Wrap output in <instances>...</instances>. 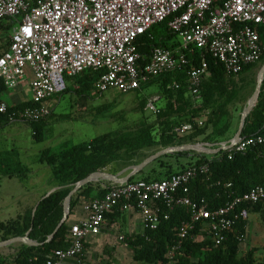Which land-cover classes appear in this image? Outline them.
Segmentation results:
<instances>
[{
  "label": "built area",
  "instance_id": "2783aa9c",
  "mask_svg": "<svg viewBox=\"0 0 264 264\" xmlns=\"http://www.w3.org/2000/svg\"><path fill=\"white\" fill-rule=\"evenodd\" d=\"M166 21L181 40V47L174 51L156 48L148 63L139 65L136 41ZM0 22L12 26L9 49L0 56V89L9 93L29 82V101L34 105L10 113L0 94V124L4 116L11 124L47 120L53 112L48 102L67 91V77L88 70L101 73L96 90L102 95L109 91L128 95L192 66L189 56L197 49L210 52L234 78L264 57L260 35L264 0H0ZM208 76L204 61L188 73L193 97L200 95L201 83ZM155 103L156 99L149 102L152 111H156ZM230 145H220L219 149L231 153L232 159L234 153L264 148V136ZM208 173V166L195 165L160 181L103 185L107 190L104 197L90 202L88 217L71 226L69 247L55 251L46 264H88L86 240L100 234L106 216L119 207L136 209L144 231L156 230L160 213L154 207L159 202L171 209L189 207L193 222L206 223L203 231L216 247L221 246L230 230L249 219V211L242 206L264 203V187H255L216 210L205 200L179 196L181 191L189 192L196 178ZM192 229L193 225L184 224L180 239L185 240ZM177 249L171 251L170 264H174Z\"/></svg>",
  "mask_w": 264,
  "mask_h": 264
},
{
  "label": "trees",
  "instance_id": "16d2710c",
  "mask_svg": "<svg viewBox=\"0 0 264 264\" xmlns=\"http://www.w3.org/2000/svg\"><path fill=\"white\" fill-rule=\"evenodd\" d=\"M0 28V33L8 34L11 32L12 26L6 24ZM260 35L264 44V27L260 28ZM9 46L10 43L6 45L4 52L9 49ZM136 46L141 56L139 65L142 66L148 63L154 49L176 50L181 46V43L177 35L170 31L168 21H166L154 26L147 34L141 36L136 41ZM2 54L0 52V56ZM189 58L193 62L192 66H188L184 71L164 75L152 83L159 84L162 91L168 94L169 97L174 96V92L168 89L169 86L175 83L182 85V88L176 93L177 99L182 103L181 109L176 111L178 114L177 120L173 124L170 121L163 123L164 127L159 138L156 137L152 128L147 130L141 128L134 134L124 136L118 133H108L92 141L69 147L65 146L59 152L47 149L41 153L38 163L51 168V185L57 186L59 189L39 203L34 215L28 217L21 228L19 220L9 222L10 224H0V228L11 233L14 232L13 235H10V233L7 235L14 238L25 236L29 232V239L38 243L39 246L22 245L16 257L12 260L0 257V264H46L55 251L68 248L71 229L69 221L59 230L55 238L47 243L49 237L53 235L63 220L66 198L78 183L101 171L108 163L120 159L123 153L133 155L146 148L160 147L167 149L180 147L184 144H196L197 140L204 136L205 142L216 143L215 137L226 136L231 129L230 125H227L224 130H220L217 134H208V126L202 129L196 127L194 132L187 135L177 132V129L183 126L182 124H192L194 119L198 117L199 110L193 109L185 99L188 94V73L193 68H200L204 61L207 63L208 71L211 74L201 87V97L204 99L205 106L211 105L216 95L226 94L231 83L224 66L210 52L197 49L194 56H189ZM253 66L246 67L244 72ZM100 77L101 73L91 70L85 71L77 77H67V84L70 79H77L80 91H73L68 87L64 94L72 91L78 94L94 91ZM3 93H5V90L0 89V94L3 95ZM33 106L30 101L25 100L16 105H9V112L13 113ZM159 109L161 110V107ZM168 109L173 110L174 108L169 104ZM164 111L165 109L159 111L160 117L163 116ZM51 117L52 115L47 120L39 123H28L32 125L35 131L33 136L35 141H42V127ZM13 124L9 122L7 117H1L0 132ZM258 136H264L263 89L259 102L248 117L243 131L244 138ZM220 145L216 143L215 146L219 148ZM188 155L189 153H181L169 156L187 157ZM230 155L231 153L228 151H221L212 159L200 155V160L195 165L208 166L209 173L196 178L189 185V192L184 194L181 191L179 196L188 197L193 201L205 200L211 210H216L226 206L234 198L247 194L255 187H264V148L255 147L246 153H234L232 159H229ZM11 166L9 163H0V170L2 169L5 175H17L22 181L30 172L23 167L15 170L16 167ZM173 174L175 173L169 171L164 177L155 175L145 177L142 180L160 181ZM131 181L135 180L132 179ZM106 192L107 190L103 188V185L90 184L82 188L72 198L71 215L81 198H85L90 203L103 198ZM242 207L247 209L249 213H264V203L256 206L243 205ZM154 209L159 210L160 224L156 230L144 231L134 241H130L131 246L134 248L131 264H170L171 251L176 247L178 249L174 251V264H264V261L256 258L258 252L256 249H250L247 253L242 251L248 221H241L226 234L224 243L216 247L212 238L207 232L203 231L207 224L202 221L193 222V212L189 207L174 206L171 209L165 203L159 202ZM184 224L193 225V229L185 240H181L179 235ZM8 239L9 237H6L4 240L7 241Z\"/></svg>",
  "mask_w": 264,
  "mask_h": 264
},
{
  "label": "rangeland",
  "instance_id": "374dc122",
  "mask_svg": "<svg viewBox=\"0 0 264 264\" xmlns=\"http://www.w3.org/2000/svg\"><path fill=\"white\" fill-rule=\"evenodd\" d=\"M6 24L0 22V27ZM10 40L11 32L8 34L0 33L1 53L6 50V45L10 43ZM263 66L264 59L247 74L232 83L226 94L216 95L213 103L209 106H205L204 99L201 96L196 98L188 93L185 99L193 109L199 110L198 117L194 119L192 124H182L183 126L177 129V132L180 133L182 129L188 127L184 133H180L187 135L194 132L196 127L202 129L208 126V134H217L220 130H224L227 125L233 126L236 131L239 128L243 112L247 109L251 98L256 92L259 74ZM74 80L76 83L77 79ZM76 85L78 84L74 86ZM263 86L261 92L262 89L264 90ZM181 88L182 85L179 83L169 86L168 89L174 92L173 97H169L168 94L163 92L161 86L157 83L144 88L140 92L128 95H121L115 91H109L102 95L98 90L83 94L69 92L55 103L53 118L42 127L43 137L41 142L34 140L35 131L32 125L28 123L17 122L0 132V163H9L12 165L11 167H16L15 170L23 167L26 171H44L42 180L48 181L51 176V168L38 163L41 153L47 149L59 152L65 146L69 147L92 141L108 133H118L125 136L134 134L141 128L145 130L152 128L156 137L159 138L164 127L163 123L170 121L173 124L177 120L178 114L176 111L181 109L182 103L177 99L176 93ZM10 93L16 99L7 97L8 104L14 105L18 100H21V88ZM27 96L31 98V94ZM24 97L26 96L24 95ZM152 99H159L157 105L155 104L158 111L165 109L162 117H160L158 111L151 110L149 102ZM259 99L260 96L257 104ZM169 104L173 106V110L168 109ZM159 107H161V110ZM180 121L182 120L180 119ZM214 139L217 141L216 143H219L223 141L224 137H215ZM135 157L137 161L141 159L137 154L127 155L123 153L121 159L108 163L100 172L125 177L131 173L135 165L133 161ZM133 179L136 181L143 179V177L138 175ZM106 183L101 181L95 183V186L105 185ZM24 186L30 187L31 183H26ZM249 218L251 225L248 230V240L242 244L243 253H247L251 249L252 242L257 240L258 234H261L264 227V213H256ZM2 221H5V219L0 217V222ZM19 225L21 228L22 224L19 223ZM9 233L10 235L14 234V232L11 233L0 228V243L4 242L6 237H9L8 240L14 238L7 236ZM259 239L261 240L258 241V246L263 249V252L261 255H257V259L264 261V235L260 236ZM18 245L0 248V257H6L4 255L11 256ZM122 258L125 261L124 264H128L129 260H132V254Z\"/></svg>",
  "mask_w": 264,
  "mask_h": 264
},
{
  "label": "crops",
  "instance_id": "0c3cea01",
  "mask_svg": "<svg viewBox=\"0 0 264 264\" xmlns=\"http://www.w3.org/2000/svg\"><path fill=\"white\" fill-rule=\"evenodd\" d=\"M179 41L182 45V42L180 39ZM256 65L257 64H255L252 68H254ZM252 68L243 72L237 78L229 76L230 82H231L230 85L236 82L239 78L243 77L245 74H247V72L252 70ZM210 76L206 77L202 81L200 89L203 83ZM152 83L150 85H152ZM75 84H77V81L75 83L74 79H70L68 81V87L71 88L73 91L78 92L80 87L79 85L74 86ZM262 85H264V83ZM93 92H95V90L92 91V93ZM73 93L75 94V92ZM188 93L191 95L189 84H188ZM28 94L29 96L31 94L30 88H29V82L25 83L21 87V95H20L21 100H18L16 104L22 101H25V100L29 101L30 97L27 96ZM24 95L26 97H24ZM64 95L57 96L53 98L51 101H49V105L52 107L53 112H52V117L47 121V123L53 118L55 114V111H54L55 103H57ZM2 96L6 102H7V97L11 99L12 98L16 99L13 95H11L10 92L9 93L5 92L3 93ZM199 96H201V92ZM158 100L156 99V103ZM157 111L158 110L156 108L155 112ZM234 129L235 128L231 126L230 131L226 134L223 141L219 142V144L221 145L230 144L235 138L239 130V128L236 131ZM204 139H205V136L199 138L196 144H184L183 146L203 145L204 147L203 150L205 152L207 151L206 153L186 151V152H177V153L169 154V155H176V154H181V153H189L187 157H175V156H169V155L163 156L157 159L156 161H154L153 163H151L150 165H148L139 175H142L143 178L152 177L155 175L164 177V175H166V173H168L169 171H171V173H178V172L186 170L192 165H195L196 162L200 160V155H205L208 157V159H212L215 155L219 154L216 152L219 148L215 146L216 143L205 142ZM183 146H180V147H183ZM170 148H176V147H170ZM170 148H167V149H170ZM164 150L166 149L155 147V148H146V149L138 151L136 154L139 155L141 159L137 161L136 157L133 158V161L135 162L134 167L142 164L148 158L158 153H161ZM43 173L44 171H30L27 174V177L25 178V180L22 181L17 175L16 176L15 175L14 176L5 175L4 171H0V217L5 219V221H2L0 223H8V222L19 220V222L24 225L26 222V219L34 215V213L36 212L39 206V203L43 199L49 197L51 194H53L55 191L59 189L57 186L51 185V176L48 179V181L47 180L43 181L42 180ZM15 182H18V183H15ZM29 182L31 183V186L25 187L24 184L29 183ZM106 184H110V183H106ZM88 204L89 202H87L85 198H81L80 202L77 204L76 208L74 209L73 214L69 217L68 221L71 226L80 223L81 221L85 220L88 217V213L86 211V207ZM249 214H250L249 215L250 217L251 215H254L256 213H249ZM247 221L248 223H247L245 241L248 240L247 235H248V230L251 225L250 218ZM263 231H264V227L261 230V234H258L257 240L252 242L251 249H256L258 251L257 252L258 256L261 255L263 252V249H261L260 246H258L259 244L258 241L261 240L259 239L260 236L264 235ZM143 232H144V229L142 225V218L136 209L125 211L122 207L117 208L112 214L108 215V217L106 218L105 225L101 233L98 235H92L86 240V243H85L86 256L85 257H86L88 264H124L125 261L122 257L131 255V254H132V259H133L134 248L131 246L130 241L131 240L134 241V239L137 236L142 235ZM25 237L29 238V232L26 233ZM17 244L19 245L13 251V254L11 256L4 255L6 256L4 257V259L9 258L12 260L13 258L16 257L22 245H25L23 243H17ZM257 255H256V258H257ZM131 263H132V260H129L128 264H131Z\"/></svg>",
  "mask_w": 264,
  "mask_h": 264
},
{
  "label": "water",
  "instance_id": "95a60500",
  "mask_svg": "<svg viewBox=\"0 0 264 264\" xmlns=\"http://www.w3.org/2000/svg\"><path fill=\"white\" fill-rule=\"evenodd\" d=\"M263 82H264V66H263V68H262V70H261V72L259 74L258 86H257L256 92L253 95V97L251 98L247 109L242 114L238 133L236 134V136L233 139V141L230 143L231 145L238 144L244 139L243 131H244V128H245V123H246L248 117L251 115L252 111L256 107L258 98H259V96L261 94V88H262ZM203 149H204L203 145H190V146H183V147H176V148L166 149V150L162 151L161 153H158V154L148 158L142 164L133 167L132 170H131V173L128 176L124 177V178H122L119 175H111V174H108V173H105V172H100V171L95 173V174L90 175L88 178H86L85 180H83L80 183H78L74 187L72 192L69 194V196L66 198V200L64 202V217H63V220L59 224L57 229L54 231L53 235H51L49 237V239L47 240V243H50L55 238V236L59 232V230L68 222L69 217L71 215V201H72V198L82 188H84V187H86L87 185H90V184L99 183L101 181H105V182L110 183V184L126 183V182L131 181L134 177L138 176L148 165H150L151 163H153L154 161H156L157 159H159V158H161L163 156H166V155H169V154H173V153H177V152H186V151H188V152L206 153L207 151L205 152ZM221 151H222L221 149H218L216 152L220 153ZM17 243H23V244H25L26 246H29V247L39 246L38 243L32 241L28 237H18V238H13V239L1 242L0 243V248L9 247V246L15 245Z\"/></svg>",
  "mask_w": 264,
  "mask_h": 264
}]
</instances>
